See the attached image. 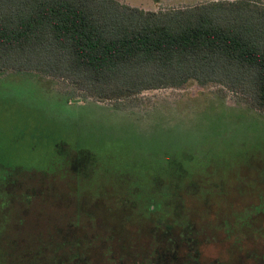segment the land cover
<instances>
[{"label": "trees", "instance_id": "16d2710c", "mask_svg": "<svg viewBox=\"0 0 264 264\" xmlns=\"http://www.w3.org/2000/svg\"><path fill=\"white\" fill-rule=\"evenodd\" d=\"M7 72L115 103L195 83L264 113V2L146 11L118 0H0V74ZM137 193L88 202L65 225L51 219L22 264H264V212L235 223L224 197L198 202L189 188L139 210ZM80 212L85 221L74 218Z\"/></svg>", "mask_w": 264, "mask_h": 264}, {"label": "rangeland", "instance_id": "374dc122", "mask_svg": "<svg viewBox=\"0 0 264 264\" xmlns=\"http://www.w3.org/2000/svg\"><path fill=\"white\" fill-rule=\"evenodd\" d=\"M118 1L157 11L222 0ZM187 188L198 202L224 197L235 223L264 212V113L195 83L115 103L36 73L0 74V264H22L51 219L65 225L105 195L137 189L143 210Z\"/></svg>", "mask_w": 264, "mask_h": 264}]
</instances>
